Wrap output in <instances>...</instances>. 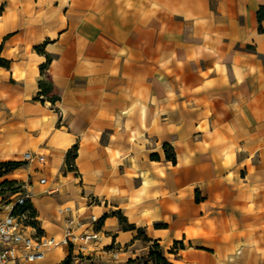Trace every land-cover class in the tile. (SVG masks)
<instances>
[{
	"label": "crops",
	"instance_id": "0c3cea01",
	"mask_svg": "<svg viewBox=\"0 0 264 264\" xmlns=\"http://www.w3.org/2000/svg\"><path fill=\"white\" fill-rule=\"evenodd\" d=\"M0 58V165L53 179L46 235L70 206L92 264H264V0H0Z\"/></svg>",
	"mask_w": 264,
	"mask_h": 264
},
{
	"label": "built area",
	"instance_id": "2783aa9c",
	"mask_svg": "<svg viewBox=\"0 0 264 264\" xmlns=\"http://www.w3.org/2000/svg\"><path fill=\"white\" fill-rule=\"evenodd\" d=\"M23 162L44 165L46 159L43 154L25 153ZM46 183L45 177L39 179V184ZM29 185L23 186L24 193H18L16 188L4 189L0 184V264H34L43 259L47 251L57 247L67 251L65 259L57 264H92L102 218L91 212L80 215L77 208L62 206L56 210L55 217L62 221L63 229L55 236H48L35 224V218L30 223L23 213H17L30 202ZM7 191L9 194L5 195ZM9 196L15 197L13 203L7 199ZM100 203L99 198L89 196L85 206L89 209ZM116 246L113 241L111 248ZM110 251L116 258V250Z\"/></svg>",
	"mask_w": 264,
	"mask_h": 264
},
{
	"label": "rangeland",
	"instance_id": "374dc122",
	"mask_svg": "<svg viewBox=\"0 0 264 264\" xmlns=\"http://www.w3.org/2000/svg\"><path fill=\"white\" fill-rule=\"evenodd\" d=\"M25 165H29V164L26 163ZM33 167L36 169H43V170L47 169L48 171L51 168L48 161L44 165L34 164ZM15 169L12 166H6L5 164L0 165V184L4 189L16 188V191H18V193H24L23 186L25 184H28V182L30 181H34L35 179H38L39 176L32 174L31 171L29 172V169L27 167H24L25 171H19V170L15 171ZM57 175H60V174H57ZM44 177L45 176H41L39 179L44 178ZM46 180H47V185H46L47 191L49 190L51 191L52 189L55 190L57 186L53 184V179L49 177V178H46ZM25 181L26 183H24ZM7 194H9V191L5 192V195ZM55 194L56 192L53 193L51 196H53L55 199H58L57 195ZM43 196H46L47 198L49 197L46 194ZM7 199L11 200L10 203H13L15 201L14 196H9ZM17 213H23L24 216L27 218V222H30V223H32V219L39 217L37 212L30 205H26L24 208H20L19 210H17ZM47 217L51 219V221L54 223L53 214L49 213ZM34 220H35V224L38 227H40L42 224V220H38V219H34Z\"/></svg>",
	"mask_w": 264,
	"mask_h": 264
},
{
	"label": "trees",
	"instance_id": "16d2710c",
	"mask_svg": "<svg viewBox=\"0 0 264 264\" xmlns=\"http://www.w3.org/2000/svg\"><path fill=\"white\" fill-rule=\"evenodd\" d=\"M261 10H259V12H258L259 17H260ZM5 64H6V62L0 58V65L3 66ZM41 86H42V84H41ZM167 157H169V156H167ZM171 159H172V161H174L173 158H171ZM5 165L6 166H12L14 169L19 166L18 164H9V163H5ZM148 262H151L152 264H171L163 257L161 250H160V247L156 243H153L151 245L149 252H148V255L145 259H140V260H136V261H129V262H127V264H134V263L148 264Z\"/></svg>",
	"mask_w": 264,
	"mask_h": 264
},
{
	"label": "bare ground",
	"instance_id": "6f19581e",
	"mask_svg": "<svg viewBox=\"0 0 264 264\" xmlns=\"http://www.w3.org/2000/svg\"><path fill=\"white\" fill-rule=\"evenodd\" d=\"M58 248V247H57ZM55 249V248H54ZM47 253V252H46ZM46 255V254H45Z\"/></svg>",
	"mask_w": 264,
	"mask_h": 264
}]
</instances>
